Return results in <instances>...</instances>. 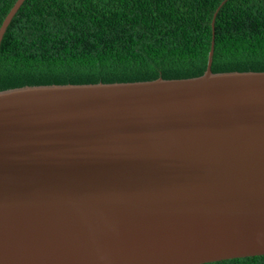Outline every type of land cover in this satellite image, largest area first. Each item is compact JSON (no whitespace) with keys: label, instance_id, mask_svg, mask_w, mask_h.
<instances>
[{"label":"water","instance_id":"1","mask_svg":"<svg viewBox=\"0 0 264 264\" xmlns=\"http://www.w3.org/2000/svg\"><path fill=\"white\" fill-rule=\"evenodd\" d=\"M213 55L197 78L0 91V264L263 256L264 72Z\"/></svg>","mask_w":264,"mask_h":264},{"label":"trees","instance_id":"2","mask_svg":"<svg viewBox=\"0 0 264 264\" xmlns=\"http://www.w3.org/2000/svg\"><path fill=\"white\" fill-rule=\"evenodd\" d=\"M16 1L0 0V27ZM213 37L214 74L264 72V0H24L0 43V91L197 78Z\"/></svg>","mask_w":264,"mask_h":264}]
</instances>
